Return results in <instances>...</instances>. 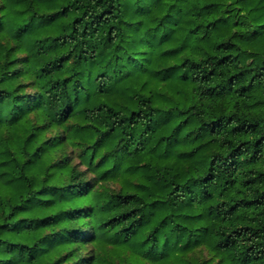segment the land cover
<instances>
[{"label":"trees","instance_id":"obj_1","mask_svg":"<svg viewBox=\"0 0 264 264\" xmlns=\"http://www.w3.org/2000/svg\"><path fill=\"white\" fill-rule=\"evenodd\" d=\"M0 264H264V0H0Z\"/></svg>","mask_w":264,"mask_h":264}]
</instances>
